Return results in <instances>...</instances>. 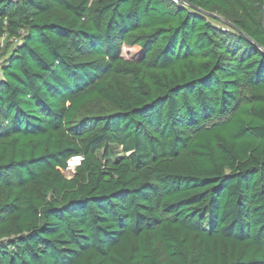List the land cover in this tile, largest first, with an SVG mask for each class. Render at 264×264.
<instances>
[{"label": "trees", "instance_id": "1", "mask_svg": "<svg viewBox=\"0 0 264 264\" xmlns=\"http://www.w3.org/2000/svg\"><path fill=\"white\" fill-rule=\"evenodd\" d=\"M183 1L0 0V264H264V0Z\"/></svg>", "mask_w": 264, "mask_h": 264}, {"label": "built area", "instance_id": "2", "mask_svg": "<svg viewBox=\"0 0 264 264\" xmlns=\"http://www.w3.org/2000/svg\"><path fill=\"white\" fill-rule=\"evenodd\" d=\"M170 1L172 2V4H174V5H176V6L189 7V5H188L185 1H183V0H170ZM3 41H4L3 38L0 39V48L3 47ZM73 160H75V161H77V160L80 161L79 158H74ZM71 168H73L72 163H68L67 171L69 172V170H70Z\"/></svg>", "mask_w": 264, "mask_h": 264}, {"label": "rangeland", "instance_id": "3", "mask_svg": "<svg viewBox=\"0 0 264 264\" xmlns=\"http://www.w3.org/2000/svg\"><path fill=\"white\" fill-rule=\"evenodd\" d=\"M122 57L127 60H134L135 59L134 51L128 47H123ZM72 171H73V168L69 170V172H72Z\"/></svg>", "mask_w": 264, "mask_h": 264}, {"label": "water", "instance_id": "4", "mask_svg": "<svg viewBox=\"0 0 264 264\" xmlns=\"http://www.w3.org/2000/svg\"><path fill=\"white\" fill-rule=\"evenodd\" d=\"M189 7H191V6H189ZM205 14H207V13H205ZM208 16H213V17H215V18H219V17H216L215 15H212V14H207ZM226 25H228V26H230V27H232V25L230 24V23H228L227 21H225L224 19H222V18H220ZM263 25H264V12H263ZM248 39V41H250L251 42V40L249 39V38H247Z\"/></svg>", "mask_w": 264, "mask_h": 264}, {"label": "clouds", "instance_id": "5", "mask_svg": "<svg viewBox=\"0 0 264 264\" xmlns=\"http://www.w3.org/2000/svg\"><path fill=\"white\" fill-rule=\"evenodd\" d=\"M74 159V158H73ZM71 160L70 162H68V163H72V166L74 167V166H77L78 164H79V161L77 160V161H75V160Z\"/></svg>", "mask_w": 264, "mask_h": 264}]
</instances>
